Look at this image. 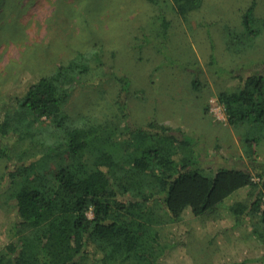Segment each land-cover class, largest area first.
Wrapping results in <instances>:
<instances>
[{
  "label": "trees",
  "instance_id": "trees-1",
  "mask_svg": "<svg viewBox=\"0 0 264 264\" xmlns=\"http://www.w3.org/2000/svg\"><path fill=\"white\" fill-rule=\"evenodd\" d=\"M173 1L185 14L202 0ZM255 2L231 48L260 32L254 28L261 22ZM162 16L167 35L170 22ZM98 56L78 52L32 84L14 107L0 108V158L8 159L6 176L14 188V222L0 246V264H142L140 259L153 264L145 245L161 246L164 213L171 221L187 212L213 213L244 188L251 200H237L229 210L235 224L249 218L252 234L264 246V162L258 156L264 139V63L217 96L228 122L242 131L250 167L210 169L206 156L194 153L192 136L157 120L134 123L121 97L117 115L70 113L74 88L91 81L86 75L93 62L103 63ZM119 82L127 92L129 80ZM194 83L198 87L197 79Z\"/></svg>",
  "mask_w": 264,
  "mask_h": 264
},
{
  "label": "rangeland",
  "instance_id": "rangeland-1",
  "mask_svg": "<svg viewBox=\"0 0 264 264\" xmlns=\"http://www.w3.org/2000/svg\"><path fill=\"white\" fill-rule=\"evenodd\" d=\"M255 1L261 22L254 28L260 32L231 48L253 0H202L185 14L173 0H0V108L14 107L32 84L78 52L98 53L103 63L93 62L86 75L91 81L72 92L68 108L73 116L117 115L122 98L134 123L157 120L192 136L194 153L206 156L210 169H247L242 131L228 122L217 96L235 88L240 74L264 63V0ZM162 15L170 22L167 35ZM109 71L107 78L97 81ZM120 77L129 80L127 92L121 91ZM258 156L264 162V139ZM8 165L7 158H0V246L14 222ZM252 197L244 188L215 212H187L179 221L164 213L161 246L145 245L153 252L150 260L264 264V246L252 234L249 218L235 224L229 210L237 200L249 202Z\"/></svg>",
  "mask_w": 264,
  "mask_h": 264
}]
</instances>
